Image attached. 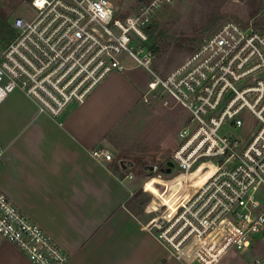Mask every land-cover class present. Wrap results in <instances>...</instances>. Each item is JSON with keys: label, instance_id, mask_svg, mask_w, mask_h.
Masks as SVG:
<instances>
[{"label": "built area", "instance_id": "1", "mask_svg": "<svg viewBox=\"0 0 264 264\" xmlns=\"http://www.w3.org/2000/svg\"><path fill=\"white\" fill-rule=\"evenodd\" d=\"M175 2L148 0L126 14L109 0H32L33 17H16V37L0 50V107L21 93L57 120L125 70L126 54L152 76L146 102L168 94L191 115L173 166L152 164L144 174L149 232L180 264H264V29L228 21L164 74L148 30ZM4 153L0 146V160ZM91 156L114 160L105 148ZM0 235L32 264H70L1 190Z\"/></svg>", "mask_w": 264, "mask_h": 264}, {"label": "crops", "instance_id": "2", "mask_svg": "<svg viewBox=\"0 0 264 264\" xmlns=\"http://www.w3.org/2000/svg\"><path fill=\"white\" fill-rule=\"evenodd\" d=\"M125 70L57 120L38 115L21 93L0 107V190L70 256V264H180L131 209L141 187L128 185L126 176L151 157L147 144L129 138L130 124L160 100L146 102L151 80ZM99 148L114 160L93 159ZM0 264L32 263L0 238Z\"/></svg>", "mask_w": 264, "mask_h": 264}, {"label": "rangeland", "instance_id": "3", "mask_svg": "<svg viewBox=\"0 0 264 264\" xmlns=\"http://www.w3.org/2000/svg\"><path fill=\"white\" fill-rule=\"evenodd\" d=\"M109 1L117 12L126 14L136 12L144 2L143 0ZM33 15L29 0H0V50L7 47L16 37V31L12 27L14 19L18 16L28 19ZM231 20L245 26L264 29V0H176L174 5L163 8L153 23L158 26L155 36L159 33L163 36L158 41L156 37L151 39L152 43L156 44L157 68L164 74L171 72L205 38ZM122 60L125 71L140 74L146 82L152 80L150 73L137 66L126 54ZM165 99L169 101L167 106L163 104ZM190 118V113L176 104L168 94H164L156 110H147L145 116L134 118L130 124L129 138L147 144L151 159L145 158L141 163L138 162L133 170L135 180H125L128 185L135 189L142 187L144 183L142 175L147 172L148 165L162 166L170 161L171 154L178 144V133L188 124ZM140 164L146 166L141 168ZM145 196L149 198L146 194ZM259 197L264 202V188L261 189ZM139 217L150 222L144 213ZM0 238L4 240L1 235Z\"/></svg>", "mask_w": 264, "mask_h": 264}, {"label": "trees", "instance_id": "4", "mask_svg": "<svg viewBox=\"0 0 264 264\" xmlns=\"http://www.w3.org/2000/svg\"><path fill=\"white\" fill-rule=\"evenodd\" d=\"M30 2L32 0H29ZM143 3H146L148 0H143ZM158 26L157 25H152L150 27V29L148 30L149 36L151 39H155L156 37V41H158L160 39V37L163 36V34L159 33L155 36L156 32H157ZM153 41V40H152ZM153 46L156 47V44L153 43ZM157 50V49H156ZM149 198L145 196V194L143 193L142 190H138L135 194H134V198L131 204V209L132 211L136 214V215H142L144 213V207L146 206V204L148 203Z\"/></svg>", "mask_w": 264, "mask_h": 264}, {"label": "water", "instance_id": "5", "mask_svg": "<svg viewBox=\"0 0 264 264\" xmlns=\"http://www.w3.org/2000/svg\"><path fill=\"white\" fill-rule=\"evenodd\" d=\"M168 165L170 166V167H172L173 166V163L172 162H168ZM171 170H170V168L167 170V172L169 173Z\"/></svg>", "mask_w": 264, "mask_h": 264}]
</instances>
